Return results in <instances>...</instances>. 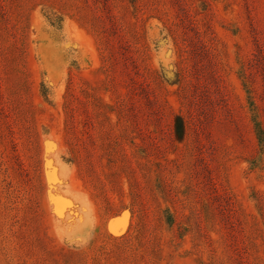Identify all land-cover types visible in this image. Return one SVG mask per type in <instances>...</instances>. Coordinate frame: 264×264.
<instances>
[{
    "label": "rangeland",
    "instance_id": "374dc122",
    "mask_svg": "<svg viewBox=\"0 0 264 264\" xmlns=\"http://www.w3.org/2000/svg\"><path fill=\"white\" fill-rule=\"evenodd\" d=\"M225 1L79 0L103 11L101 53L56 2L21 21L25 5L0 0V205L20 233L0 220V264L12 244L31 264H76L140 224L137 264H264L245 92L264 122V0ZM108 140L125 172L108 164Z\"/></svg>",
    "mask_w": 264,
    "mask_h": 264
},
{
    "label": "trees",
    "instance_id": "16d2710c",
    "mask_svg": "<svg viewBox=\"0 0 264 264\" xmlns=\"http://www.w3.org/2000/svg\"><path fill=\"white\" fill-rule=\"evenodd\" d=\"M215 2H221L225 3V0H211ZM4 2L11 7H13V10H16V8L19 5H25L24 7H18L19 10L18 14L15 17H20L21 21L26 20V17L28 15L27 11H30L33 4L36 2H39L41 4L45 3H54L56 2L57 5H60L61 9L72 14V17H77L78 20L82 21V24L87 25L89 30L94 34L97 42L100 52H103V45H102V39L105 38L106 30L103 26V23L100 22L99 12H103L98 7L100 5H90V2H86L85 5H80L79 0H4ZM67 5V7H66ZM16 6V8H15ZM224 7L227 9L228 6ZM131 11L134 16L135 12L138 10V5H131ZM105 11V10H104ZM85 13H88L87 16L83 19V15ZM59 16L55 15L54 19H52V26L60 32V26L56 23L60 22ZM21 28V27H20ZM166 52L164 53V56H166ZM246 90V98H247V107L248 112L250 116V121L253 128V133L255 136V140L257 143V155L252 159L250 162V166L253 168H260V166L264 165V122L261 118V112L260 107L257 104L255 98L253 97L252 93L245 87ZM48 88L45 84H42V95L44 98H47ZM31 108L28 107L26 109V113ZM104 127V126H103ZM35 128V127H34ZM33 128V130H30V132L33 133V136L37 139V131ZM123 135L117 136V138L114 140L115 142H123L125 140L126 144L131 147V143L129 141H126L128 139H123ZM108 148L107 150V162L109 165H116V163H120L119 168L122 171H126L128 168V154L123 149H120V151L116 152L109 148V140H108ZM0 195L8 200V197L4 191V187L2 184H0ZM11 210L12 208H8L6 205H0V220L3 221V225L6 226L10 232L15 234H20L16 228L14 227V221L11 218ZM120 214V213H118ZM117 214V215H118ZM132 214L134 212L132 211ZM261 217H263L262 221V228L264 229V212L260 213ZM175 222L176 219L173 216L172 213L168 214L167 217V223L168 226L171 229L175 228ZM144 232L147 233L146 230H144L143 225H139V228L136 232L131 234H126L122 236H113L109 234H105L104 241L101 242H95L97 244H91L90 249H88L86 252L82 254V257L80 258V262L76 264H112V257H115L119 255L124 260L123 262H120V264H137L136 263V254L134 253V248L137 247L136 245H133V241L136 242L138 235L142 236L141 240H144ZM177 233L179 234V229H177ZM180 235V234H179ZM82 237H77V242L80 243V241H83L81 239ZM26 242V240L24 239ZM76 241V240H74ZM113 243H119L118 246L113 247L112 245H108V242ZM116 245V244H115ZM113 249H112V248ZM148 253L147 248L141 247ZM2 251L4 252V262L3 264H10V263H16V264H31L28 263L25 257L20 253L19 246L12 244L11 247H4L2 248ZM33 254V251H32ZM31 254V255H32ZM149 256V254H148ZM33 264L34 261H33ZM42 264V263H41ZM147 264V263H146ZM152 264V263H150Z\"/></svg>",
    "mask_w": 264,
    "mask_h": 264
},
{
    "label": "water",
    "instance_id": "95a60500",
    "mask_svg": "<svg viewBox=\"0 0 264 264\" xmlns=\"http://www.w3.org/2000/svg\"><path fill=\"white\" fill-rule=\"evenodd\" d=\"M59 209V208H58Z\"/></svg>",
    "mask_w": 264,
    "mask_h": 264
}]
</instances>
